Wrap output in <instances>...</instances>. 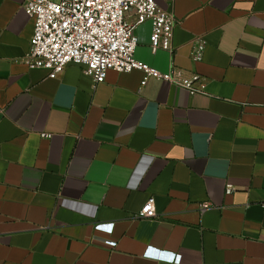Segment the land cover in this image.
<instances>
[{
	"label": "crops",
	"instance_id": "1",
	"mask_svg": "<svg viewBox=\"0 0 264 264\" xmlns=\"http://www.w3.org/2000/svg\"><path fill=\"white\" fill-rule=\"evenodd\" d=\"M156 1L173 50L146 21L136 57L205 92L140 70L95 86L74 63L51 78L25 61V0H0V264H264V0Z\"/></svg>",
	"mask_w": 264,
	"mask_h": 264
},
{
	"label": "built area",
	"instance_id": "2",
	"mask_svg": "<svg viewBox=\"0 0 264 264\" xmlns=\"http://www.w3.org/2000/svg\"><path fill=\"white\" fill-rule=\"evenodd\" d=\"M24 9L34 19V35L25 61L31 67L44 68L57 78L72 63L83 66L97 86L106 81L110 71L144 73L142 86L150 78L166 81L203 93L205 78L200 74L184 75L171 68L161 71L136 57L139 46L137 28L146 21L152 24L150 48L172 52L176 18L156 0H25ZM135 13V21L128 14ZM206 42L195 40L193 58L201 61ZM209 208L210 203L202 205ZM157 215L156 199L151 196L138 213L139 217Z\"/></svg>",
	"mask_w": 264,
	"mask_h": 264
}]
</instances>
